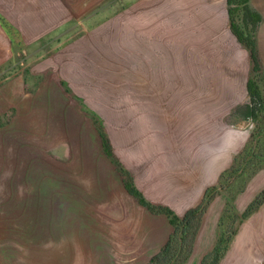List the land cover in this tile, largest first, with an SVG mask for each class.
<instances>
[{"label":"rangeland","instance_id":"1","mask_svg":"<svg viewBox=\"0 0 264 264\" xmlns=\"http://www.w3.org/2000/svg\"><path fill=\"white\" fill-rule=\"evenodd\" d=\"M59 2L66 11L65 33L72 36L76 29L77 36L88 38L91 29L90 36L101 40L110 52L105 63L111 71L109 76H97L98 85L94 84L93 92L72 96L83 110L81 151L77 155H52L47 143L64 136L70 138L72 134L76 137L75 129L80 123L77 124L75 113H69L65 124L64 119L51 112H57L56 105L41 100L33 102L35 91L45 80L43 71L37 70L39 59L50 44L34 43L37 40L34 44H25L12 31L13 43L5 51L7 55L3 54L6 58L0 61V264H142L164 244L173 224L166 213L149 210L127 192L115 167L119 163L128 169L135 184L139 176V182L152 186L153 173L160 167L156 161L165 158L157 155L163 152L161 141H156L154 136L153 117L157 110L145 109L151 113V119L146 116L143 120L138 118L136 105L126 108L122 105L141 98L136 92L137 71L145 68L177 72L171 78L146 77V84H175L182 90L191 84L198 88L207 84L211 90L225 89L226 93L220 95L229 103L244 94V81L250 73L246 51L244 47L239 50L238 45L232 50L210 44L204 46L210 59L202 60L205 54L201 53V45H194V60H191V46L180 41L186 39L187 26L193 24L192 17L200 14L206 0ZM1 21L7 22L2 14ZM139 25L144 28L142 32L146 33L142 35L147 41L155 32L161 36L156 52L153 47H147L146 61L139 60L137 51H133L135 45L130 43L129 54L123 46V38L132 41L141 37ZM171 30L179 40L175 46L177 55H173L174 50L170 52L168 45L161 44L162 40L169 39ZM170 56L177 59L171 60ZM90 71L94 73V70L87 72ZM192 72L199 77L187 75ZM90 78L95 79L94 75ZM260 87L264 95V80L260 81ZM79 88L84 89V85ZM172 95L177 101L185 102L196 101L195 96L201 94ZM154 96L155 93H146V100ZM236 106L227 111L226 128H241L248 135L236 159L233 156L237 152L213 181L216 187L210 190L213 196L202 213L189 257L194 254L197 260L218 238L224 240L229 234L219 258L222 264L236 261L264 264V200L248 215L242 214L264 189V109L257 119H240L232 114ZM205 123V119H196L187 136H197L199 127ZM86 124L92 130L97 129L89 133L90 137ZM209 124L213 130L217 127L216 119L211 117ZM98 126L109 135L112 156L103 148H94L93 136L96 132L99 134ZM166 131L164 138L168 147L170 137L174 139L171 145L175 149L177 137L183 145L195 143L184 139L187 138L184 130L178 135L172 132L171 136V131ZM98 137L101 140L100 134ZM137 138L139 141L135 144ZM245 228L247 234L235 244L237 234ZM164 236H167L164 242L152 252L154 248L147 244L157 243Z\"/></svg>","mask_w":264,"mask_h":264},{"label":"crops","instance_id":"2","mask_svg":"<svg viewBox=\"0 0 264 264\" xmlns=\"http://www.w3.org/2000/svg\"><path fill=\"white\" fill-rule=\"evenodd\" d=\"M250 3L261 13V21L256 30V43L264 68V0H250ZM0 14L7 21L6 23L0 22V61L6 58L4 57L7 55L5 51L11 48L13 43V40H11L12 31H15L19 35V39L21 38L25 44H31L35 40L37 41L34 43L49 42L50 46L39 59L40 65L37 66V70L43 71L45 80L35 91L37 95L33 98V102L41 100L49 102L53 106L56 105L55 110L57 112H51L56 113L57 118L62 121L64 119V122L67 120L69 113L77 114V124H80L75 129L76 137L73 134L70 138L67 136L60 137L56 142H49L46 145L52 155H77L81 151L83 110L77 104V99L74 100L72 96L80 92H93L94 84L97 83L98 85L97 76H109L111 69H107V63H105L109 59V50L105 48L102 42H99L101 40L90 36L91 29L88 38L77 36L76 29L72 31V36L71 33H65L66 11L65 6L59 0H0ZM192 20L193 24L187 26L185 30L186 39L180 41V43L191 46L190 52L193 54L190 57L191 60H194L192 49L194 45H201V53L205 54L202 60L210 59L207 56L208 50L204 47L210 46V44L226 46L232 50L235 45H238L239 50L244 47L237 41L229 28L225 0H206V6L200 14L194 15ZM142 31H144V28H140L139 25L138 33L141 32V37L138 36L137 40L133 39L132 41L130 38H123V46L125 52L129 54L130 43L135 45L133 51H137L139 60L146 61L147 47H153L154 52H156L159 49L157 47L161 36H158V33L155 32L148 36L147 41L146 37L142 35L146 32ZM126 32L129 35L128 28ZM178 43L179 40L175 38L173 30L169 33L168 40L161 41L162 45H168L170 52L174 50L173 55H177L175 46ZM244 49L250 70L248 51L245 47ZM169 58L176 60L177 56H170ZM99 69L103 72H98ZM89 70H94V73L92 71L88 73ZM176 73L156 69H139L137 71L139 79L137 80L136 92L141 94V98L138 101L124 102L122 105L123 108L131 105L135 107L136 105L139 109L138 118L143 120L146 119V116L149 120L151 119V113L145 112V109L153 108L157 110L153 117L154 136L156 141H161L163 148V152H159L157 155H164L165 158L156 161L160 164V167L153 173L152 186L139 182V176L136 177V184L151 201L162 202L170 206L175 213L182 214L188 207L199 202L205 188L209 184H213L219 172L231 162L233 154L242 148L247 138L248 133L245 132L246 134H244L241 128L227 129L225 118L234 106L248 100L246 89L248 75L244 81V94L229 103H226L224 95H220V93H226L225 89L211 90V87L207 84L200 85V88H198V85L191 84L185 86L184 90L175 84H146V77L171 78L176 77ZM93 75L95 77L94 81L90 78ZM187 75L191 78L199 77L193 75V72ZM46 77H48L47 80ZM164 81L166 82V80ZM81 85H84V89L79 88ZM178 92H195L201 95L195 96L196 101L179 102L172 95ZM146 93H155L156 96L153 99L146 100ZM162 93H166V95H157ZM109 108L112 109V104ZM158 110L160 111L158 112ZM211 117L215 118L217 123V127L213 130H211L209 124ZM200 118L206 120L205 125L199 127L197 136L193 138L187 136L194 128L195 120ZM84 119H87V117L84 116ZM86 125V133L90 137V134L94 133L95 130L97 131V129L93 128L92 130L91 127L88 128L90 124ZM165 125L168 127H165ZM167 129L171 131L170 136L172 132H177L178 135L179 131L184 130L183 134L187 136L184 139L189 140V142L190 140L194 141V145H189V143L183 145L180 143L182 140L177 137L178 144L175 149L171 145L174 139L170 137L168 138V147L164 138L165 134L167 135ZM201 132L211 133L212 135H201ZM97 133L93 136L94 148L102 150L101 140ZM136 141L135 144H138L139 139L137 138ZM155 182H161V184ZM247 231L246 228L241 229V232L237 234L235 244L239 242L238 238L247 234ZM166 237L164 236L163 240L159 239L157 243H149L147 246L153 247L152 252H154ZM204 252L200 253L197 260L194 254L193 257L191 255L186 264H200ZM219 264H222L221 260ZM235 264H238V262L236 261Z\"/></svg>","mask_w":264,"mask_h":264},{"label":"trees","instance_id":"3","mask_svg":"<svg viewBox=\"0 0 264 264\" xmlns=\"http://www.w3.org/2000/svg\"><path fill=\"white\" fill-rule=\"evenodd\" d=\"M225 2L229 28L237 41L247 49L250 60V73L246 80L248 100L237 105L232 110V114L242 119H257L264 109V95L260 87V81L264 80V68L256 43V30L261 21V13L251 5L250 0H225ZM98 130L104 152L112 156V146L106 133L99 126ZM239 152L233 156L234 160ZM115 167L121 174L123 186L127 192L149 210L166 213L169 216V221L173 224V229L164 244L142 264H183L193 249L202 213L213 196L210 190L216 187V184L207 186L199 202L178 215L163 203L149 201L136 186L130 171L119 163H116ZM221 174L222 171L219 176ZM263 200L264 189L246 206L242 214L248 215ZM229 238V234L224 240L218 238L213 247L203 254L201 264H218Z\"/></svg>","mask_w":264,"mask_h":264}]
</instances>
